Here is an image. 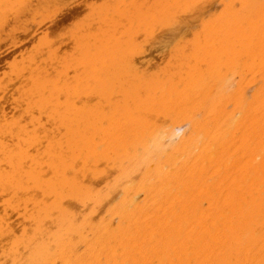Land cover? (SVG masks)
Wrapping results in <instances>:
<instances>
[{"label":"bare ground","instance_id":"obj_1","mask_svg":"<svg viewBox=\"0 0 264 264\" xmlns=\"http://www.w3.org/2000/svg\"><path fill=\"white\" fill-rule=\"evenodd\" d=\"M175 1L189 3L190 0ZM222 1L225 2L223 12H219L216 18L213 17L216 14L209 15L211 19L206 20L205 33L199 31L204 33L202 38L198 32L200 27L197 29L199 37L192 31V36L196 34L198 38L193 36L189 52L183 46L186 44H183V34L186 35L189 29L190 33L192 27L184 28L182 35L178 28L179 36L173 40L171 38L176 36L173 33L170 39L172 42H183L182 45H170L171 40L165 39L168 46L174 47L176 51L171 48L174 51H171L172 56L175 54V63L168 64L171 62L168 57L165 69L151 73L147 70L150 66L147 58L145 62L148 66L145 64L142 74L147 71L141 75V79L135 77L131 80L132 74L140 76L137 71L134 73L137 68L135 64L132 67V63L131 67L135 70L129 76L133 82L128 81L127 77L126 82H130V85L122 88V83L117 84L122 88L121 92L118 87L115 89L120 93L118 96L106 95L114 92L108 87L112 83L110 81L123 79L124 72L128 73L129 70L123 72L122 67V72H119L123 77H119L122 74L109 69L105 75L103 71L104 77H99L101 68L98 70V67L102 62L96 64L99 61L97 58H100L97 54L103 56L109 50L120 48V41L124 42L118 40V37L112 39L115 38L114 35L110 37L112 34L106 38V33L95 36L93 31L84 30L94 34L88 33V37L87 33L85 35L87 38L91 37L89 45L93 46V51L89 45V49L83 45L82 38L79 39V42H83L82 45L81 42H76L77 39L74 40L81 36L72 38L79 46L76 49L74 44L72 55L80 56L82 51V60L86 57L83 62L81 59L78 61L77 57V61L81 60L83 64L82 71L86 70L85 87L90 85L86 86L88 81H93L92 86L90 85L92 90L105 93L101 96L98 92L101 97L98 96L96 102L82 101L93 95L83 98L80 94L82 100L78 98L73 101V94L72 100L62 96L67 100L58 102L60 99L55 98L58 95L53 98L56 101L50 102L48 97L55 93L54 90L50 91L51 94H46L47 99L43 98L41 93L46 89L43 87L44 92H40V88L43 81L47 80H41L38 76L34 80L37 71V66L35 67V75L32 76L34 79L31 80L34 82L30 83L32 88L36 82V88H32L33 91L35 89L36 96L32 94L35 100H32L34 97L31 93V96L27 95L31 97L33 107L29 104L31 101H24L28 102L27 108L31 106L29 109L38 111L35 112L38 116L46 113L45 117L56 128L48 131L41 123L45 118L40 120L39 116L31 120L30 117L31 124L28 125H31L32 132L28 133L25 129L26 134L22 131L23 125L17 129L16 133L20 134H17L16 139L25 142L26 137L33 146V150L29 149L33 153H27V150L23 152L22 147L15 150L17 147H13L16 145L14 142L13 145H10L12 142L5 143L6 146H12L13 150L4 149L7 153H0L1 159L2 154L6 157L3 158L6 160L4 164L0 162V195L5 198L4 207L2 205L4 209H1L4 213L0 215V264H264V0ZM131 2L132 0L129 3ZM161 2L167 5L168 0ZM44 3L47 1L39 4L43 6ZM156 3L158 4L157 0ZM27 4L34 5L29 1ZM27 4H21L24 10L29 9ZM144 5L147 4L144 2L142 6ZM148 6L147 14H143L150 17L154 14H149ZM155 6L151 8L155 10L158 7ZM37 7L40 10L38 4ZM202 7L195 8L196 13L204 8ZM161 8L165 11L168 9ZM2 9L5 8L1 7ZM6 9L4 14L8 12ZM23 9L20 12L16 10L17 13L13 15H19L24 12ZM132 9V13L136 11ZM206 9L204 8L209 11L210 7ZM104 10L103 13H106ZM141 10L133 15L140 14ZM120 11L123 15L124 10L118 12ZM127 11H130V7ZM112 13L118 14L115 11ZM157 14L160 15L159 12ZM0 15L1 20L6 17L1 13ZM104 15L97 19H104ZM156 17L159 21V17L155 16V19ZM110 19L105 18L112 22ZM123 19L125 18L122 17L121 20ZM105 20L102 22L106 23ZM151 21L153 22L150 19V23ZM199 21L205 22L201 19ZM114 23L109 22L112 26ZM124 23H121L125 26L122 28H126ZM147 23L148 21L145 26ZM109 24H104V27L108 28ZM136 25L137 23L134 26ZM178 25L179 21L177 27ZM119 26L120 24L115 27L114 24L115 28ZM145 26L143 23L141 27ZM131 35L135 37L132 33ZM178 38L182 41H178ZM133 41L135 40L131 42ZM96 46L98 51H95ZM126 46L127 44L123 48ZM130 49L133 50L130 47L128 51ZM74 51L77 53L74 54ZM67 54L65 57L68 61L63 56L65 63H68L65 66L63 64L65 69L73 64L72 61L69 63ZM110 55L117 56V52L116 55L110 52L108 56ZM126 57L129 58L130 54ZM72 60L75 61L76 58ZM123 60L125 59L121 62ZM78 62L73 64L76 70H80ZM107 64L111 66V62L107 61ZM119 64L116 62L115 68H119ZM124 64L123 62L122 65ZM155 68L158 69L159 65ZM43 71L37 74L43 76L47 73ZM74 76L79 75L74 73L72 77ZM249 77L256 80L255 84ZM248 81L254 85L249 86ZM95 82L100 84L93 88ZM83 87H80L83 90L80 93L87 91ZM72 89L70 92L75 93ZM59 90L61 89H55ZM65 92H60V95H65L68 91ZM71 93L68 92V95ZM94 97H97L96 93ZM18 121L20 120L16 122ZM14 125L10 126L14 128L12 137L15 136ZM0 142L4 143L2 139ZM7 210L16 213L15 223L10 220L11 214L9 212L8 216Z\"/></svg>","mask_w":264,"mask_h":264},{"label":"rangeland","instance_id":"obj_2","mask_svg":"<svg viewBox=\"0 0 264 264\" xmlns=\"http://www.w3.org/2000/svg\"><path fill=\"white\" fill-rule=\"evenodd\" d=\"M1 1V0H0ZM6 2L5 4H4V2ZM12 1H14V2H12ZM19 3H17V2ZM29 1V3H31V4H34V5H30V4H27V2ZM31 1V2H30ZM42 3H43V1L42 0H40ZM45 1H47V3H44L43 4V6H42V4H41V6H40V4L39 3H41V2H39V0H20V1H18V0H2L1 2H0V13L1 14H3V17H4V15H6V17H4L3 18V20H1V18H0V22L1 21H3V23L1 24L0 23V123H3V124H5V125H3V124H0V137H1V134H2V137L0 138V141H1V139H2V141L4 142V143H2V142H0V153H7L6 151H11V150H13V147L15 148V147H17L15 150H17V149H19L18 147H22V151L23 152H26V150H27V153H33V151H30V150H33V146H32V144L30 145L28 142V139H26V137H24V141L25 142H22V140L20 139L19 141H18V139H16V136H17V134H20V133H16V131H17V129L19 128H22V126H23V129H22V131L24 130V132L27 134V132L29 133V132H32V130H30V129H32V127H31V125L29 126L28 124H31V121H30V117H31V120H33V119H35L34 117H39L38 116V113H36L35 114V112H38L37 110L36 111H34L35 109L33 108V110L32 109H29V108H32L33 107V104H31L32 103V100L34 101L35 100V97L34 96H36V94H35V89H34V91H33V86H34V88H36V82H35V84H33L32 85V88H31V84L30 83H32V82H34V81H32L31 82V80L32 79H34V80H36V77L37 78H41V80H42V78H43V80H47L46 82L45 81H43L44 82V84H42V87L40 88L41 90H40V92L42 91V89L44 90V88L46 89L45 90V92H47V93H45L44 91H42V92H44V93H41V95H42V97L43 98H46L47 99V95L48 94H51V92L50 91H53L54 90V94H52V95H50L49 97H48V99L50 100V102L51 101H53L54 99V96H58V97H55L56 99L58 98V99H60V100H58V102H63V100L65 101V100H67V99H71V95H73V94H75V95H73L72 96V99H74L73 101H76V100H78V98L79 99H81L82 97L83 98H89L90 96H92L93 95V97L91 98L90 97V99H81L82 101H91V102H96L97 101V98H98V96H99V93L98 92H100L101 93V91H96V90H92V88H91V86H92V84L94 83L93 81L91 82V81H88V82H90V83H86V86L88 85V84H90V85H88L87 87H85V85H84V83L87 81L86 79H84L85 77V72H86V70H85V72H84V70L82 71V67H83V64H82V62H83V60L86 58L85 56L83 57V60H82V57L81 56H83V54H82V51H80V49L78 50V51H80V56L78 55L77 57H79L78 58V61H79V59H81L82 60V62H81V60H80V62H78L77 61V57H75L77 54V52H75L74 54H76V55H72L73 54V46H74V44H75V48L76 49H78L77 47H79V46H77V44L75 43V41H73V39L72 38H74V36H77L78 37V35H79V37L80 38H75L74 40H76V42L77 43H80L81 42V40H80V42H79V39H81L82 38V40L84 41V46H86V48L87 49H89L90 47L92 48V49H90V50H92L93 51V46H91V45H89L90 44V41H89V38H91V37H89V38H87L88 36H89V34H91V35H94L95 34V36H98V35H100L101 33H103V34H105V36H107L106 38H108V36H110V34H112V36H110L111 38L113 37V35H114V37L115 38H112V39H116L117 37V39L118 40H122V41H124L123 43L120 41V48H118V49H121V50H118V49H115L114 51L113 50H109V53L108 52H105V53H107V55L104 53V55L102 56V55H100V54H97V55H99V57L100 58H97V59H99V61H96V64H101V62H102V64L98 67V70L101 68L102 69V67H103V70H101V73H100V70H99V74H100V76H99V74H98V76L99 77H104V75H105V73H107L106 72V70H109L110 69V71L111 72H114V71H116L117 73H119V74H122V73H120L119 71H121L122 72V67H123V72H124V70L126 71H128V73L127 72H124V77H123V74H122V76H119V74H118V76L119 77H123V79L122 78H119V80H117V79H115V80H113V81H110V82H112V83H110L111 85H106V86H108L110 89H113L114 90V92H113V90H112V92L113 93H110V92H108L106 95H108V96H118V95H120V93L119 92H121V90H122V88H124L125 86H127V85H130L131 83L130 82H133V81H130V76L129 75H131V74H129V73H133L134 72V68H132V67H135V65H136V70H135V72L134 73H136V71L138 72V74L140 75V76H138L137 75V73L136 74H132V78H131V80H134L135 79V77H136V79L137 78H139L140 77V79H141V77L144 75V73L147 71V70H150L151 71V73L152 72H156L157 70H162V69H165L166 68V66H168V64H174L175 62V57L173 58V56L175 55H173L172 56V54L173 53H171V51H173L174 49V47H172V46H168V44H167V42L169 41V40H171V39H173L174 40V38L175 37H178L179 36V34L180 35H182L183 33H184V31H185V29L184 28H191V31H190V33H189V30L187 31L189 34H187V32H186V35H185V33L183 34V36H184V38H183V36H180L181 37V39L183 38V41H184V43L183 42H181V43H178L177 41H176V39H175V41L176 42H174V44H173V42H172V40H171V42L172 43H169L170 45H173V46H175L177 43L178 44H180V45H182V43L183 44H185V42H186V44L185 45H183V46H186V48L188 49L187 51L189 52V50H190V48H191V46L190 45H192L191 44V42L193 41V36H194V34H193V36H192V31H194V33H197L198 34V37H199V33H201V32H204L205 33V23H206V20L207 19H209L211 16H209V15H212L213 16V14L215 15V16H213V17H215L216 18V16H218V13L219 12H223V10H224V8H223V10H222V6H223V4H224V7H225V2L224 1H222V0H202V2H203V4L204 5H206V1H210V3H207V4H209V5H206V7H207V9H206V7H204V5L202 4V2H201V0H198V1H196V0H190L189 1V3H187L188 1H186V2H184V3H182V2H180V3H176V1L174 0V2H173V0H171L172 2H170L169 0H168V2H167V5L169 4V6H167V5H164L165 3H162L161 2V0L159 1V0H157V2H158V4L156 3L155 4V2H156V0H155V2H154V0H149V1H151V2H149V1H145V0H139V1H137V0H135L136 2H134V0H132V2L131 3H129L128 2V0H124V2H123V0H45ZM121 1V2H120ZM141 1V2H140ZM194 1V2H193ZM21 2V3H20ZM23 2L25 3L26 2V4H27V6H30V7H28L29 9H26V10H24L22 7H23V5H21V4H23ZM37 2V3H36ZM39 2V3H38ZM144 2H145V4H147V5H144V7L142 6L143 4H144ZM152 2H154L153 4H152ZM170 2V3H169ZM200 2H201V6H203L206 10H208L209 9V7H210V9H209V11H205L204 10V8L203 9H201V10H198L197 11V13H196V9L198 8V9H200L201 8V6H200ZM223 2V3H222ZM12 3L14 4V3H16V4H14V5H12ZM113 3V4H112ZM121 5H120V4ZM129 3V4H128ZM137 7V8H139V6H141V8H143L142 10H141V8H139L138 10H136L137 8H135V6L133 5V4ZM138 3V4H137ZM141 3H143V4H141ZM150 3H151V5L154 7L155 5V10H157V11H155L153 8H151L152 6H150ZM3 4H4V7H3ZM8 4H9V7H8ZM21 5V6H18V5ZM37 4H38V6H39V8H40V10H38V7H37ZM132 6H131V5ZM137 4V5H136ZM140 4V5H139ZM161 4V6H159ZM173 4V5H172ZM176 4V5H175ZM188 4V5H187ZM5 5H6V7H5ZM17 5V6H16ZM25 5V4H24ZM36 5V6H35ZM45 5H47V6H45ZM125 5V7L123 8L122 6H124ZM150 7H149V6ZM181 5V6H180ZM183 5H185V6H183ZM194 5H195V7H194ZM212 5H213V8H211L212 7ZM35 6V7H34ZM130 7V11H131V7H133V9H135L136 11H133V13H132V11L130 12V11H127V10H129V7ZM146 6H148L147 7V11L149 12V14L151 13V14H154V15H152V16H150L149 17V15H144V14H147L146 13ZM168 7V9H167V7ZM171 6H173V9L171 8ZM1 7L2 8H7L6 10H8V12L6 11V13L7 14H4V10L2 9L1 10ZM14 7H17V9L16 10H20L21 11V9H23L24 10V12L22 11V13H20L19 15L17 14V16H14L13 14L14 13H17L16 12V10H14L15 8ZM20 7V8H19ZM25 7H26V5H25ZM24 7V8H25ZM32 7V8H31ZM45 7V8H44ZM103 7H105L106 9H107V11H106V9L105 8H103ZM117 7H118V9H117ZM127 7V8H126ZM161 7H163V8H165V9H167V11H165V10H162V8ZM170 7V8H169ZM175 7H176V10H175ZM177 7H178V9H177ZM182 7V8H181ZM193 7V8H192ZM9 8V9H8ZM19 8V9H18ZM35 8H36V10H35ZM48 8V10H46ZM103 8V9H102ZM113 8H116V10H114ZM126 8V9H125ZM145 8V9H144ZM196 8V9H195ZM105 9V10H104ZM112 9L115 11V13H118V14H114V13H112V12H114V11H112ZM132 9V10H133ZM38 10V11H37ZM97 10V11H96ZM102 11V13H101V11ZM103 10L104 11H106V13L108 14L107 16H106V13H103ZM119 10H124L123 11V15H122V11H120V12H118ZM139 10H141V13L139 14V13H137L136 14V16H134L133 14H135L137 11L138 12H140ZM145 12H144V11ZM169 10H171V11H169ZM205 12H204V11ZM15 11V12H14ZM19 11V12H20ZM46 11V12H45ZM117 11V12H116ZM175 11V12H174ZM36 12V13H35ZM38 12V13H37ZM127 12H129L130 14H131V16H129V13H127ZM159 12V14L160 15H158L157 13ZM161 12V13H160ZM165 12H167V15H165L164 13ZM200 14H199V13ZM221 12V13H222ZM101 13V15H99ZM112 13V14H111ZM144 13V14H143ZM35 14H37V16L35 15ZM102 14H105L104 16H105V18H107V20L108 19H110V18H112V19H110V20H112V22L111 21H106L105 20V18L104 19H100V20H98L97 18H99V16L102 18ZM119 14H120V16H121V18H120V16H119ZM128 14V15H127ZM150 14V15H151ZM156 14V15H155ZM161 14H162V16H161ZM174 14H175V16H174ZM198 14V15H197ZM220 14V13H219ZM16 15V14H15ZM28 15V16H27ZM99 15V16H98ZM116 15H118V17L116 16ZM126 15V16H125ZM132 15L135 17V20H134V17H132ZM137 15H139V17L137 16ZM143 15V16H142ZM163 15H164V17H163ZM171 17H170V16ZM0 16H2V15H0ZM98 16V17H97ZM108 16L110 17V18H108ZM144 16H146V18H144ZM155 16H158L159 17V21H158V18L157 19H155ZM160 16H161V18H160ZM165 16H169V17H167V18H165ZM195 16V17H194ZM122 17H124L125 19H126V21L127 20H129V21H131L130 19L132 18L133 20L131 21V22H134V23H131V22H129V21H127V22H125L124 20L125 19H123V20H121L122 19ZM136 17H138V19L140 20H142V19H144V20H146V21H144V20H142L141 22L138 20H136L137 18ZM152 17H153V19H152ZM163 17V18H162ZM177 17V18H176ZM212 17V18H213ZM128 18V19H127ZM165 18V19H164ZM196 18H197V20H196ZM150 19L151 20H153V22L151 21V23H150ZM182 19V20H181ZM185 19V20H184ZM187 19H189L188 21L190 22H188L187 21ZM194 21H193V20ZM201 19V21H205V22H200L199 20ZM211 19V18H210ZM103 20H105L106 21V23H107V25L109 24V22L110 23H114V21H115V27L116 26H118L119 24H120V26L119 27H117V28H115L114 27V24H113V26H112V24L110 25L109 24V27L107 28H105L104 26V24H106V23H103L102 21ZM181 20V21H180ZM184 20V21H183ZM148 21V23H147V26H145V23ZM178 21H179V25H178V27H177V24H178ZM194 23H193V22ZM201 23H199V22ZM208 21V20H207ZM40 22V23H39ZM125 22V23H124ZM161 22H163V23H161ZM168 22H170V23H168ZM182 22H185L184 24H181ZM198 22V23H197ZM5 23V24H4ZM116 23L118 24V25H116ZM121 23L123 24H125L126 25V28H122L123 26L121 25ZM128 23H131L130 25L128 24ZM137 23V25L136 26H134L135 24ZM139 23H140V26H139ZM144 23V26H145V28L147 29H145L144 27L142 28L141 26H142V24ZM166 23V24H165ZM175 23V24H174ZM192 23V24H191ZM204 25H203V24ZM92 24V25H91ZM189 24V25H188ZM198 24H199V26H198ZM152 25V26H151ZM173 25V26H172ZM183 25V26H182ZM194 25H196V27L194 26ZM110 26H111V28L112 27H114V28H112V29H110ZM130 27L129 29H128V27ZM139 26V29H137V27ZM176 26V28H177V30H175L176 28H174ZM195 27V29H194V27ZM201 26H204L203 27V29L201 30L200 28H201ZM3 27V28H2ZM102 27V28H101ZM125 27V26H124ZM183 27V28H182ZM200 27V28H199ZM132 28H134L135 30H133ZM151 28H154V29H151ZM178 28H180V32H182V33H180L179 32V34H177V32H178ZM182 28V29H181ZM200 30H199V29ZM83 29V30H82ZM98 29H100V32H98L99 30ZM105 29V30H104ZM106 29H108L109 30V33L108 32H106ZM120 29H123V30H127V31H124L127 35H125V33L124 32H122L123 30H120ZM143 29H145V30H143ZM197 29H198V32L199 31H201V32H197ZM87 31V30H89V31H93V33H90V32H85V31ZM97 31V33H95L96 31ZM103 30H104V32H103ZM107 30V31H108ZM111 30H114V32L115 31H117V30H120V31H117V32H111ZM143 30V31H142ZM174 30H175V32H174ZM84 31V32H83ZM128 31H131V32H129L128 33ZM135 31V32H134ZM143 33H142V32ZM121 34H120V33ZM145 32V33H144ZM81 33L82 34H84V35H81ZM86 33L88 34V35H86ZM119 34V35H116V34ZM123 33V34H122ZM131 33L135 36V37H133L132 35H131ZM173 33H176V36L174 35H172L173 36V38H171L170 39V35L171 34H173ZM204 33H201V35H200V38H202V36L204 35ZM109 34V35H108ZM144 34H146V35H144ZM191 34V35H190ZM46 35V36H45ZM87 37H86V36ZM116 35V36H115ZM178 35V36H177ZM133 37V38H131V37ZM169 36V37H168ZM171 36V37H172ZM186 36V37H185ZM190 36H191V38H192V40H191V38H190ZM195 36H196V34H195ZM194 36V37H195ZM109 37V38H110ZM128 37H129V39H128ZM179 37V38H180ZM197 36H196V38H198ZM167 38H169V40L167 39ZM179 38H178V41H182L181 39L179 40ZM186 38V39H185ZM188 38H190V40H188ZM196 38L194 39V40H196ZM146 39V40H145ZM164 39V40H163ZM165 39H167V40H165ZM132 40H135V41H133V42H131ZM145 40V41H144ZM161 40H162V42H161ZM88 41H89V43H88ZM157 41H158V44H160L161 46H159L158 44H157ZM191 41V42H190ZM131 42V43H130ZM146 42V43H145ZM51 45H50V44ZM82 43L83 42H81V45H82ZM134 45H133V44ZM136 43V44H135ZM188 43H189V45H188ZM193 43V42H192ZM44 44V45H43ZM123 44V46L124 45H126L127 44V46H126V48H123V46L121 47V45ZM129 44V45H128ZM140 44V45H139ZM42 45V46H41ZM90 47H89V46ZM137 45V48L139 49H137L135 46ZM77 46V47H76ZM162 46H164V47H162ZM183 46H181V47H183ZM89 47V48H88ZM133 48V50L132 49H130L131 50V52H130V50L128 51V49L129 48ZM161 47V48H160ZM190 47V48H189ZM136 50H135V49ZM141 48V49H140ZM165 49L166 51H164L163 49ZM173 50H172V49ZM185 48V49H186ZM41 49V50H40ZM124 49H126V50H124ZM171 49V50H170ZM37 50V51H36ZM57 51V53H56V51ZM60 50V51H59ZM118 50V51H117ZM138 50V51H137ZM145 50V51H144ZM164 51V53H162L163 51ZM167 50H168V52H167ZM55 51V52H54ZM95 51H98L97 50V46H96V49H95ZM94 51V52H95ZM117 52V56H113V55H110V56H108V54H110V52H111V54L113 53L114 55H116V52ZM124 51H125V53H124ZM137 53H136V52ZM144 51V52H143ZM175 51V50H174ZM173 51V52H174ZM65 52V53H64ZM119 52V53H118ZM124 54H123V53ZM130 52V53H129ZM176 52V51H175ZM37 53V54H36ZM56 53V54H55ZM66 53H68L67 54V57H68V55H69V63H71L70 61H72V63L74 64H76L77 62H78V64H77V66H78V68L80 67V70L79 69H77L76 70V67H75V65H73V64H70L69 66L72 68H70L69 66L68 67H66V69L64 68V66H65V62L66 61H64L65 59L67 60V58L65 57L66 56ZM98 53V52H97ZM41 54V55H40ZM58 54V55H57ZM61 54H63V55H61ZM78 54H79V52H78ZM120 54H121V57H120ZM125 54H127L128 55V57H129V54H130V57L129 58H127L126 56L127 55H125ZM131 54H132V57H134V58H132L131 57ZM71 55H72V57H71ZM134 55V56H133ZM170 55V56H169ZM63 56H64V58L65 59H63ZM91 56V55H90ZM112 56V57H111ZM118 56H119V58H118ZM124 56V58H122ZM146 56V57H145ZM149 56V57H148ZM56 57V58H55ZM76 58V60H75V58ZM105 57V58H104ZM114 57H116L118 60H119V62H120V64H119V62H118V60L116 59V58H114ZM142 57V58H141ZM170 58L169 60L172 62H170V63H168L167 64V58ZM102 58V59H101ZM113 58V59H112ZM120 58H121V60L122 59H125V60H123L122 62H121V60H120ZM129 60L128 62H127V59ZM145 58V59H144ZM149 59V61H151L152 62V64H151V62H149L148 61V64L150 65L149 67H148V69L147 70H145V72H143V74H142V69L144 68L145 69V64L148 66V64L145 62V61H147L148 59ZM72 59H74L75 61H73ZM113 60V61H111V60ZM132 59V60H131ZM142 59V60H141ZM172 59V60H171ZM28 60V61H27ZM105 60V61H104ZM116 60V61H115ZM131 60V61H130ZM144 60V61H143ZM174 60V61H173ZM26 61V62H25ZM46 61V62H45ZM63 61H64V63H63ZM68 61V60H67ZM104 61V62H103ZM107 61H109V62H111V66H109L110 65V63H108L107 64ZM47 62H48V64H47ZM99 62V63H98ZM116 62L119 64V66L121 67H119V68H115V67H117V65H116ZM123 62L126 64H124V66L122 65L123 64ZM127 62V63H126ZM145 62V63H144ZM161 62H162V64H161ZM174 62V63H173ZM104 63H105V65H104ZM133 63V64H132ZM137 63V64H136ZM166 63V64H165ZM47 64V65H46ZM63 64H64V66H63ZM68 64V63H67ZM66 64V65H67ZM81 64H82V66H81ZM128 64H129V66H128ZM131 64H132V67H131ZM135 64V65H134ZM49 65V66H48ZM72 65L74 66V67H72ZM80 65V66H79ZM122 65V66H121ZM159 65V68L158 69H156L155 67L156 66H158ZM160 65H161V67H160ZM163 65V66H162ZM43 68V70H44V68L47 70H38V68ZM47 66V67H46ZM56 66V67H55ZM98 66V65H97ZM105 66L107 67V68H105ZM151 66H153L152 68H151ZM23 67V68H22ZM35 67H36V69H37V71H36V69H35ZM110 67V68H109ZM125 67H127V69H125ZM138 67H139V69H138ZM34 68V69H33ZM70 68V70H68ZM85 68V67H84ZM105 68V69H104ZM151 68V69H150ZM25 69V70H24ZM86 69V68H85ZM112 69V70H111ZM114 69H117V70H114ZM120 69V70H119ZM141 69V70H140ZM143 69V70H144ZM152 69H153V71H152ZM67 70V71H66ZM89 70V69H88ZM90 70H92V69H90ZM138 70H140V71H138ZM34 71H36V75L35 74H33V73H35ZM41 71H43V72H47V73H44L43 74V76L42 75H40L39 76V74H37V72H41ZM65 71H66V73H65ZM69 71V72H68ZM74 71V72H73ZM75 71H77V72H75ZM103 71H104V75H102L103 74ZM17 72V73H16ZM32 72V73H31ZM67 72H68V74H67ZM90 72V71H89ZM19 73V74H18ZM74 73L75 74H77V76L78 77H72L73 75H74ZM42 74V73H41ZM48 75L47 76V78H46V75ZM126 74L128 75V76H126ZM33 75H35L34 76V78H32V76ZM65 75V76H64ZM68 75V76H67ZM137 75V76H136ZM142 75V76H141ZM42 76V77H41ZM83 78H82V77ZM248 76H250V75H248ZM248 76H247V79H248ZM66 77V78H65ZM80 77V79L78 80V78ZM129 78V80L128 81H130L128 84H127V82H126V79H128ZM256 78H258V76H255ZM73 78H76V80L77 81H75V79L73 80ZM126 78V79H125ZM134 78V79H133ZM255 78V79H256ZM30 79V80H29ZM51 79V80H50ZM71 79H72V81H74V82H76L77 84H79V85H76L75 83L73 84V82L71 81ZM82 79V80H81ZM85 81H84V80ZM253 78H251V77H249V80L251 81ZM117 80V81H116ZM28 81V82H27ZM65 81H66V83H65ZM70 81H71V83H70ZM79 81V82H78ZM109 81H107V84H109ZM118 82V83H116L115 84V82ZM250 81H248L249 82V86L251 85V86H253L254 84H255V82H256V80H252V82H254V84L252 83V82H250ZM83 82V83H82ZM114 82V83H113ZM126 82V83H125ZM27 83V84H26ZM42 83V82H41ZM48 83H51V84H49L48 85ZM57 83V84H56ZM66 85H68V84H72L73 86H71V85H68V86H71L72 88H76V90H75V88H74V91H73V89L71 88V87H68V86H66ZM68 83V84H67ZM81 83L83 84V85H81ZM119 83H122L121 85L119 84ZM124 83V84H123ZM251 83V84H250ZM56 86L55 88H53L54 86ZM96 84H98V82H95V84L93 85L94 87L93 88H95V85ZM100 84V83H99ZM98 84V85H99ZM113 84H115V87H114V85ZM120 85V86H122V88H119L118 87V85ZM46 85V86H45ZM64 85H65V87H64ZM76 85V86H75ZM98 85H96V87L98 86ZM113 85V86H112ZM125 85V86H124ZM47 86H48V88H47ZM82 86H84L83 88H85L84 90H87L88 92H89V90H90V88H91V90H90V92L89 93H87V95H86V92L87 91H84L85 93H83L82 91V88H80V87H82ZM111 86V87H110ZM44 87V88H43ZM53 89H52V88ZM118 87V88H117ZM32 89V91H31V89ZM64 88V89H63ZM118 89V90H120L119 92H117V91H115V89ZM50 89H52V90H50ZM55 89L56 90H58V89H61V90H63V91H61V90H59V91H55ZM65 89H67L66 90V92L68 91L69 93H71L70 91H71V89H72V91L73 92H75V93H71V94H69L68 95V92L66 93L64 90ZM70 89V90H69ZM79 91H78V90ZM109 89V91H111ZM47 90H49V92L50 93H48V91ZM80 90H82L81 91V93H80ZM29 91V92H28ZM92 91L93 92H95L96 93V96L97 97H94L95 96V93H92ZM21 92H22V94H21ZM37 92V91H36ZM60 92H62L63 94H64V92L66 93L65 95H60L61 93ZM79 92V93H78ZM116 92V93H115ZM29 93H31V95L34 97V99H32V100H30V94ZM53 93V92H52ZM78 93V94H77ZM92 93V94H91ZM115 93V94H114ZM118 93V94H117ZM47 94V95H46ZM55 94H57V95H55ZM82 96H80V95ZM83 94V95H82ZM89 94H91V95H89ZM117 94V95H116ZM27 95H30V96H28L27 97ZM79 95V96H78ZM102 95H105V93H101V96ZM46 96V97H45ZM62 96H64V97H66V98H64V97H62ZM101 96H99V97H101ZM23 97V98H22ZM30 97V98H29ZM24 99H28L29 100V104L32 106H29V108H27V104H28V102H27V100H25L24 101ZM71 99V100H72ZM103 98H101V101H103L102 100ZM48 100V101H49ZM54 101H56V100H54ZM29 109V110H28ZM34 112V113H32V112ZM31 113V114H30ZM6 114V115H5ZM2 115V116H1ZM32 115H34V116H32ZM35 115H37V116H35ZM42 116H43V118H41L42 116H40L39 118H40V120H43L44 118V120L43 121H45V123H43V121H41V123L42 124H44V126H45V128H46V130H48L49 131V129L51 130V129H53V130H55V126L54 125H52L51 124V122H49V120H47V118L45 117V116H47V114L45 113V115H43V114H41ZM24 116V117H23ZM21 117V118H20ZM27 119H26V118ZM33 117V118H32ZM15 118H17V120H20V121H18V122H16L17 120L15 119ZM24 119V120H23ZM26 119V120H25ZM8 122H10V123H8ZM19 122H20V124H19ZM29 122V123H28ZM7 123V124H6ZM14 125L15 123V125H14V127L16 128L15 129V136L14 137H12V134L14 133L13 132V130H14V128L12 127V128H10V126H12V124ZM18 123V124H17ZM9 124H11L10 126H9ZM25 124H27V125H25ZM17 125H18V127H17ZM50 125V127L51 128H49L48 126ZM3 126H4V128H3ZM29 126V127H28ZM6 127H8L7 128V130L5 129ZM26 127V128H25ZM2 129L4 130V131H2ZM18 129V130H19ZM25 129H26V131H25ZM43 131H44V129H42ZM7 131V132H6ZM19 132H21V130L19 131ZM4 133H6V134H4ZM10 135H9V134ZM4 135L6 136V137H4ZM8 136H10V137H8ZM3 137H4V140H3ZM6 138H8L9 139V141H7L8 139H6ZM16 139V140H15ZM15 140V141H14ZM41 140V138L39 139V141ZM6 141V142H5ZM12 142V144H10ZM13 142H14V144H16L15 146H9V145H7L6 146V144H10V145H13ZM16 142V143H15ZM21 144H20V143ZM2 143V144H1ZM6 143V144H5ZM23 143H26V144H23ZM19 144H20V146H19ZM30 146H29V145ZM5 145V146H4ZM26 145H28V146H26ZM23 146H25V148H27V149H25ZM32 146V147H31ZM9 147V148H8ZM8 148V149H7ZM12 148V149H11ZM2 149V150H1ZM4 149H6V151L4 150ZM11 149V150H10ZM30 149V150H29ZM5 151V152H2V151ZM25 150V151H24ZM4 154H2V157L4 158V159H6V157H5V155ZM1 159V154H0V159L2 160H0V162L1 163H3V162H5L6 160H4V159ZM4 160V161H3ZM4 164V163H3ZM3 164H1V165H3ZM5 198H4V196H1L0 195V215H2L3 213H4V211H3V213L1 212V209H4L3 207H4V205H3V200H4ZM2 205H3V207H2ZM9 212H10V214L14 217H12L10 214H9ZM7 215L9 216V218H10V220H12V222L13 223H15V221H17V219L15 218L16 217V213H14V212H12L11 210L9 211V210H7ZM15 214V215H14ZM16 219V220H15ZM15 220V221H14Z\"/></svg>","mask_w":264,"mask_h":264}]
</instances>
